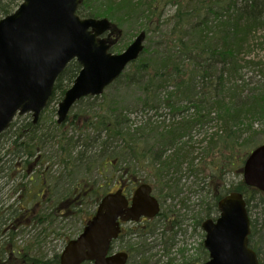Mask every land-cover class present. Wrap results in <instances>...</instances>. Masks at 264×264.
I'll list each match as a JSON object with an SVG mask.
<instances>
[{
  "label": "trees",
  "instance_id": "trees-1",
  "mask_svg": "<svg viewBox=\"0 0 264 264\" xmlns=\"http://www.w3.org/2000/svg\"><path fill=\"white\" fill-rule=\"evenodd\" d=\"M18 1L21 0H0V18L11 14L13 6L19 5ZM168 6L171 7L169 11ZM78 15L108 18L113 22L115 29L107 35L114 42V53L121 52L123 44L126 48L129 46L125 40H118L123 30H134L135 25L144 22L161 32L162 40L157 43V48L144 50L127 68L129 72L126 70L115 82L141 91L139 102L147 109L149 120L133 123L127 111L120 110V105L115 102L109 103L102 114L83 118L82 125L76 124L78 115L62 125L56 121L45 125L41 119L34 124L30 117H20L11 137V146L3 147L9 148L5 154L8 157L0 154V179L8 178V174L2 172L16 171L19 159L31 163L49 142L55 140L58 154L53 155L60 158L64 172L53 176L54 169L43 163L38 179L52 180L49 196L54 205L70 198V218L78 213L86 224L95 212L86 219V214L83 215L86 206L97 207L101 198L114 187L127 183L125 174L117 176L124 162L129 164L130 181L156 185L166 201L181 195L183 171L198 176L201 181L210 178L211 183L216 178L226 181L224 179L233 173L242 175L248 155L264 144V55L260 56L264 53V0H82ZM117 29L120 32L116 33ZM80 70L76 61L68 65L57 80L49 105L63 99ZM161 108L170 111L168 124L165 118L162 120L166 116L157 114ZM150 112L156 114L151 116ZM158 117L161 120L156 119ZM51 127L53 132L49 130ZM213 127L216 129L212 130ZM70 130H75L73 137H67ZM7 134L5 132L2 137ZM196 136L200 139L195 140ZM197 160L199 164H196ZM207 170L210 174H205ZM140 172L144 176H139ZM231 192L242 193L247 208L254 196L259 195L263 204V222L259 227L264 228V194L247 187L244 182L237 186L231 182L221 191L216 187L210 200L201 203L204 216L217 214L219 200ZM175 202L173 207L167 208L165 218L175 213L173 209L178 205L187 209L184 200ZM46 214L40 219V246L46 244L42 240L47 229L58 222L54 220L57 216ZM191 220H198L196 224L199 225L203 219L192 217ZM182 224L183 220L177 216L175 227L178 229L163 232L161 242L164 256L168 257L164 264L206 262L209 254L202 243L197 253L201 256H186L187 249L183 248L179 250V261L170 257L177 247L176 237ZM256 227V222L251 221L250 247L263 264L260 252L252 242ZM157 229L158 226L152 228L149 235L147 231L135 234L141 238L135 244L125 240L128 235L121 237L120 243H124L120 248L130 254L128 264H154L151 254L156 246H148L147 237ZM43 230L46 231L42 234ZM261 233L257 234L260 243ZM115 245L116 242L112 250ZM40 246L38 264H60V254L53 258L40 257Z\"/></svg>",
  "mask_w": 264,
  "mask_h": 264
},
{
  "label": "water",
  "instance_id": "water-1",
  "mask_svg": "<svg viewBox=\"0 0 264 264\" xmlns=\"http://www.w3.org/2000/svg\"><path fill=\"white\" fill-rule=\"evenodd\" d=\"M82 0H22L16 11L0 19V136L17 116L31 114L37 123L54 93L58 78L76 61L81 70L58 106L63 124L80 100L102 96L145 50L141 32L122 52L113 53L108 18H82ZM247 187L264 193V144L256 147L243 166ZM216 220H206L204 264H261L249 246L251 220L241 193L232 192L218 205ZM160 212L152 188L142 184L131 199L119 189L104 196L82 233L64 248L60 264H127L125 252L110 255L121 233V222L154 218Z\"/></svg>",
  "mask_w": 264,
  "mask_h": 264
},
{
  "label": "rangeland",
  "instance_id": "rangeland-1",
  "mask_svg": "<svg viewBox=\"0 0 264 264\" xmlns=\"http://www.w3.org/2000/svg\"><path fill=\"white\" fill-rule=\"evenodd\" d=\"M20 2L22 3V0ZM20 2L18 1V4H19L18 6L16 7L13 6V12L18 9V7L21 4ZM170 8L171 7L168 6L167 11L171 10ZM170 13L172 14L173 11H171ZM149 25L150 24H147V23L144 25V22H142L140 24L135 25L134 30H130L127 32L123 30L121 34L119 33V38H118V35L115 34L116 38L120 40L119 42L125 40L126 43H128L127 44L128 46L135 40L138 34H140L141 32H145L146 33L145 50L147 51L148 49V50L154 51V49L157 48V43L162 40V34L160 31L156 30L155 27L149 26ZM117 32H120V30L117 29L116 33ZM121 46H122V49L120 51L123 52L126 49V44H123ZM121 52H115V53H121ZM263 55L264 53H260V56H263ZM146 56H147V52H146ZM127 72H129V70H127ZM141 97H142L141 91L138 89H135L132 86L125 85V84L119 86V85L113 84L111 87H109L105 91V93L102 96L93 97V98L89 97L75 104V106L71 109L67 120L78 115V118H75V121L77 123L76 122L75 123L82 125V122H84L85 120V119L83 120V118L85 117L90 118V116L95 115L96 113L102 114L103 111L107 110V106L109 103L115 102L120 105V110L124 112L125 110L127 111L128 113L127 115L133 123H140L143 120L147 122V120H149V118L147 119V109H145V107H143L141 103L139 102V98ZM60 102H61L60 100L53 101L41 115L40 119L42 122H44L45 125L46 123H49V125H51V122H55V121L57 122L56 111L58 109V103ZM155 112H150V115L154 116L156 114ZM157 114L166 116V117H163L162 120L165 118L167 120V124L169 123V121H171L169 110L165 108H161L158 110ZM19 118L20 117H16V119L14 120L12 124V128L10 127V129L6 131L8 132V134L2 137L5 134L4 133L1 136L2 138L0 137L1 138L0 154L2 156H5V158L8 157V155H5V154L8 153L9 148L4 149L3 147L11 146V142H12L11 137L13 136V133L15 132L16 127L19 125V122H20ZM156 119H159V117ZM42 127L45 128V126H42ZM68 127H69V124H68ZM213 128L214 129L212 130L216 129L215 127ZM49 130H51V132L54 131L52 127L49 128ZM10 131L12 132V134ZM74 134H75V130H72L71 132H68L67 137H71V135L73 137ZM198 137L200 136H196L194 139L199 140L200 138ZM55 143H56L55 140L53 142H49L48 145L44 148V151L42 150L41 151L42 153H39V157H41V161H40L41 164L44 163L46 164V167L48 166L54 169L52 173L53 176L54 175L57 176L59 174L61 175L64 172L63 165L60 164L61 163L60 158H57L55 157V155H53V154H58L56 153V151L58 150V147ZM53 144H55L56 146H54ZM42 156H44L45 158H42ZM48 157H51V158H48ZM198 162L199 161L197 160L196 164H199ZM128 166L129 164L125 162L122 163L120 165L119 170L117 171V176L125 174V176H127V178L125 177V180L128 182L130 189H132L133 188L132 181H130L132 179V176L131 174H127L128 171L130 170ZM198 166L199 165H197V167ZM131 168H134V167L131 166ZM13 172L15 173V170ZM183 173L184 174L181 179V185H180L182 188L181 195H179L178 197H175L174 199L168 198L167 201L162 198L166 202L167 208L169 206L173 207V205L176 204L175 202L176 200H179L180 202L181 200H184V203L187 205V209H181L183 206H179V205L176 206V209H173L175 211V215L180 217L181 220H183L181 229L178 230L179 232L176 237V241L178 243L176 245L177 247L174 249L172 256H170V257L176 258L178 261L180 260V255H179L180 249H183V248L187 249L186 256H193L196 253H199L198 248L202 241V236L201 234L199 235V237L193 236L191 225L194 224V221L191 220V218L192 217L194 218L195 216L197 217V219L206 218L204 216L205 212L202 211L203 210L201 206L202 201L204 202V204L207 201H209L211 192H215L216 187L218 190L221 191V189H223L224 187H227V185L230 184L231 182H233L234 186H237V184H239L240 182H243V176L242 175L239 176L236 173L228 175V177L224 179L226 181L216 178V180L212 183L211 181H209L210 178L206 179V181L204 180L201 181V179L198 176L190 175L186 171H183ZM79 174L83 175V173H79ZM205 174H210V171L208 170L205 171ZM139 176L142 177L144 176V174L140 172ZM117 188L118 186L114 187L112 192L116 191ZM156 188L159 193V190H158L159 188L157 186ZM165 191L166 189H164V194H166ZM158 195L161 197L160 194ZM56 201L57 199L55 198V202ZM95 207L96 206L92 204L86 206V209H85L86 211H83V215L86 214L85 216L86 219L89 217V214L95 211ZM178 209H181V211L177 212ZM262 209H263V204L261 203V199L259 195H255L254 199H252L251 205L248 206L250 220L256 222L257 224V227H256L257 231L254 234L252 242H253V246L255 247V249H257L260 252V257H262L261 259H263V264H264V233H261L262 231H264V228L259 227L261 222H263V219H262L263 210ZM164 210H165V207H164ZM84 225H85L84 218L81 217L80 214L76 213L74 218H70L69 220H66V221L61 220L60 222H56V225L54 227H51V229H47V231L43 230L42 234L43 232L46 231V235H45V239L42 241H46V243H51L50 241H52L54 244H56V246H40L41 247L40 257L44 256L47 258H53L57 254L58 255L61 254L66 245L65 241L69 240L71 237L72 239L76 238L82 232ZM162 233H163L162 230H158L154 234H152V236L148 237L147 244H150V246H156V248L152 251V254H151V258L154 264H164L168 260V257L164 256V252H163V247H162L163 243L161 242ZM259 233H261V236L263 238L261 239V243L259 240H257L258 238L257 234ZM47 235H49V237ZM125 240H128V238H126ZM135 241L136 243L139 242V240L137 239ZM123 243L118 244L119 250L121 249L120 246H123ZM199 256H201V254ZM179 262L177 264H179Z\"/></svg>",
  "mask_w": 264,
  "mask_h": 264
},
{
  "label": "flooded vegetation",
  "instance_id": "flooded-vegetation-1",
  "mask_svg": "<svg viewBox=\"0 0 264 264\" xmlns=\"http://www.w3.org/2000/svg\"><path fill=\"white\" fill-rule=\"evenodd\" d=\"M25 116L32 118L30 114ZM40 161L41 157H39V155L32 159L31 163L28 161L25 162L24 158H21L18 160L15 173L11 171L2 172L3 175L8 174V178L0 179V264H38L40 246L38 234L42 215L47 213L46 215L50 217L52 213L58 217V219L54 220L60 222L61 220H68L72 214L70 209V198L61 200L58 206H55L54 200L50 199L49 195L52 193V180H46L44 178L40 181L38 179L40 173L39 167L41 165ZM134 181V183L132 181V189H130L128 182L120 183V186L117 188V190L123 189V193L129 199L130 205L131 199L138 187L142 184H146L137 180ZM148 184L152 188V196L155 197L159 203L160 212L154 218L142 217L140 220L134 222H121V233L114 241L117 246L121 242V237L124 235L129 236L128 241H131L129 243L135 244L136 239L140 242L141 238L135 235H138L139 232L147 231V235H149L150 230L157 226V231L162 230L163 232H172L174 229H178V227H175L177 216L175 213H172V215H168L169 219L165 218L166 215L164 214H166L165 212L167 211L166 202L158 195L159 193L156 186L150 183H147V185ZM218 205L217 214L201 220L199 225H197L198 220H193L194 224L191 225L194 237H199L200 233L202 234V246H204L205 240V232L202 225L206 220H216L218 218L220 213ZM50 208H53L55 211L52 209L50 210ZM194 218L197 217L195 216ZM54 220H52V224L55 223ZM53 226L54 225H52V227ZM129 233L133 235H129ZM50 242L51 243H46L42 246H56L52 241ZM147 245L150 246V244ZM117 246L112 250L113 253L125 252L130 257L128 251L119 250V246ZM197 255L196 253L195 256Z\"/></svg>",
  "mask_w": 264,
  "mask_h": 264
}]
</instances>
